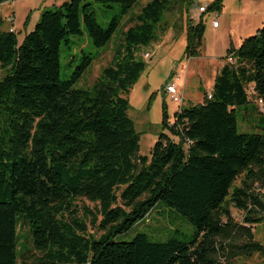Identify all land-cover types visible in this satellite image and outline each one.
Segmentation results:
<instances>
[{"label":"trees","instance_id":"trees-1","mask_svg":"<svg viewBox=\"0 0 264 264\" xmlns=\"http://www.w3.org/2000/svg\"><path fill=\"white\" fill-rule=\"evenodd\" d=\"M95 2L119 5L108 27L88 0H67L44 9L21 44L16 32L0 29V264H222L221 256L233 264L264 254L252 229L263 221L257 189H264V134L238 131L243 110L264 127L248 91L252 86L264 102V26L229 47L211 98L184 107L173 123L164 104L149 159L139 154L140 134L129 116L128 96L147 68L137 52L157 40L168 12L190 10L194 0H151L139 13L142 0ZM223 2L214 0L207 12H220ZM123 19L132 24L124 45L92 88H74L95 59L90 55L60 79L61 45L69 36L81 35L84 24L93 46L103 48ZM205 31L204 20L188 19L187 58L200 56ZM82 198L99 206L105 232L99 238L79 217ZM159 202L194 227L189 241L176 235L153 241L145 233L115 240ZM232 207L244 212L243 224ZM87 213L96 224L98 216ZM19 216L30 226L33 260L26 256L32 249L18 250Z\"/></svg>","mask_w":264,"mask_h":264},{"label":"rangeland","instance_id":"rangeland-1","mask_svg":"<svg viewBox=\"0 0 264 264\" xmlns=\"http://www.w3.org/2000/svg\"><path fill=\"white\" fill-rule=\"evenodd\" d=\"M67 0H0V21L5 22L0 25L2 30H10L11 24L6 19H15L13 27L17 33L18 42L21 44L27 34L35 29L44 9H54ZM151 0H142L141 4L134 9L139 13L145 3ZM195 4L187 10L186 6H176L165 16L161 28L157 31V40L147 47H141L137 52V58L147 65L139 81L132 87L129 100V116L134 121L136 130L140 134V152L144 157L151 158V152L155 142L162 132L163 107L166 103L170 123L175 120L178 105L175 104L168 93L166 86L175 83L184 94V107H190L205 102L213 90L215 79L221 70L223 59L226 56L227 48L236 44L240 46L239 38L252 33L255 28H262L261 21H264V0H225L224 11L204 14L206 31L203 39L200 56L187 58L185 55L187 46L186 26L192 15L200 16V6L208 7L214 0H194ZM96 13L97 21L103 27H108L110 21L119 15V5L114 4L112 8L88 0ZM243 12V14H241ZM31 20L25 26L27 17ZM218 19L221 25L219 30L213 28V21ZM126 24V25H125ZM125 25V27H124ZM132 24L123 19L121 25L115 32L110 43L103 48L93 46L86 28L83 24L82 34L69 36L68 41L63 42L60 51V79L68 80L76 67L81 63L84 55L93 56L95 59L87 69L83 77L75 84L77 89H90L94 83L102 76L106 67L114 65L115 55L118 49L124 45V31ZM244 26L246 27L245 29ZM255 35L249 34L246 37ZM245 38V37H244ZM234 42V44L232 43ZM151 54L150 59L144 55ZM226 61L224 60V63ZM3 73L0 74V80ZM252 86L249 87V96L257 106L258 111L264 113V102L254 97ZM238 131L240 133H261L264 134V127L257 121V114L239 112ZM173 140L176 139L166 130ZM242 177L239 178L235 186H240ZM258 187V185H256ZM264 200V189L258 188ZM79 217L87 224L88 233L95 238L101 237L105 232L100 228L102 216L98 214V204L86 198L77 201ZM87 209L97 215V223H93L92 215L87 213ZM234 220L243 224L245 214L236 208H231ZM263 218L262 222L256 224L253 229L255 240L264 246V212L258 216ZM30 226L21 216L18 217V250L20 253L32 249L30 241ZM194 227L179 213L166 207L159 202L150 213L140 222L135 224L129 231L117 235L118 242L131 241L139 233L147 234L153 241H166L171 236H178L182 241H189L193 235ZM228 244L229 241H225ZM27 257L37 256L32 249L26 253ZM219 261L226 263V259L221 256ZM233 264H264V254L255 253L252 257H239Z\"/></svg>","mask_w":264,"mask_h":264},{"label":"built area","instance_id":"built-area-1","mask_svg":"<svg viewBox=\"0 0 264 264\" xmlns=\"http://www.w3.org/2000/svg\"><path fill=\"white\" fill-rule=\"evenodd\" d=\"M206 11H207V7L202 6L200 8V12L201 13H204ZM6 22H9V24H11L10 31L11 32H15V28L13 27L14 22H15V19L12 18V17H10L9 19L8 18L6 19ZM213 26L214 27H218L219 26V20L218 19L214 20ZM144 57L146 59H150L151 58V54L150 53H146L144 55ZM230 60L233 61L232 58H230ZM165 89H166V93H168V95L170 96L171 100L175 104L178 105V110H177L176 113H180L182 111V109H183L182 107L184 105V100H185L184 99L183 91L175 83H169V84H167V86H166ZM208 97L211 98L212 97V93L209 94ZM259 102L261 104H263V100L262 99H259ZM175 116H176V114H175Z\"/></svg>","mask_w":264,"mask_h":264},{"label":"crops","instance_id":"crops-1","mask_svg":"<svg viewBox=\"0 0 264 264\" xmlns=\"http://www.w3.org/2000/svg\"><path fill=\"white\" fill-rule=\"evenodd\" d=\"M225 1V0H224ZM146 4V3H145ZM194 4H195V1H194ZM194 6V5H193ZM192 6V7H193ZM202 6H200V8H201ZM200 8H199V13H200V16H198V17H194L193 15H192V11H191V17H190V19H192L195 23H198L201 19L202 20H204V14H206L207 13V11L206 12H204V13H201L200 12ZM224 8H225V5H224V2H223V7H222V10L220 11L221 13L224 11ZM241 14H243V12H241ZM40 15H41V13H40ZM40 18V17H39ZM30 20H31V17H30ZM264 20V19H263ZM30 22V21H29ZM214 22V21H213ZM29 24V23H28ZM261 24H262V26H264V21H261ZM25 26H27V25H25ZM213 28L217 31V30H219L220 28H221V25H220V23H219V26L218 27H214L213 26ZM246 27L244 26V28L243 29H245ZM261 28V27H260ZM260 28H255L253 31H252V33H255L256 34V32L258 31V29H260ZM252 33H248V34H246V35H244V36H242V37H240L239 38V43H241L242 44V42L244 41V39H246L247 37L246 36H248L249 34H252ZM245 37V38H244ZM233 44H234V42H232ZM234 46L236 47V48H238V47H240V46H237L236 44H234ZM229 49V47L227 48V50ZM199 57V56H198ZM224 57L225 56H223V57H221L222 59H223V64L221 65L222 67L224 66ZM222 67H221V69H222ZM221 71V70H220ZM214 88V87H213ZM213 91V90H212ZM212 91H211V93H212ZM210 93V94H211Z\"/></svg>","mask_w":264,"mask_h":264}]
</instances>
